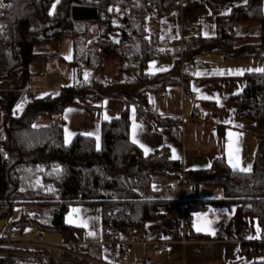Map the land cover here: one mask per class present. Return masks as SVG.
Returning <instances> with one entry per match:
<instances>
[{"label": "trees", "instance_id": "trees-1", "mask_svg": "<svg viewBox=\"0 0 264 264\" xmlns=\"http://www.w3.org/2000/svg\"><path fill=\"white\" fill-rule=\"evenodd\" d=\"M55 1L14 0L6 13L10 30L0 39V219L10 218L21 205L17 221L21 229L35 226L41 231L65 232L73 229L65 219L72 205L96 204L102 208L106 239L115 234L131 239L147 222L165 218L172 209H184L191 217L211 202L225 201L238 203L239 215L256 217L264 233L263 148L251 172L234 171L219 158L208 170L185 173L168 149L146 154L132 141L129 107L121 116L103 122L100 142L81 133L70 143L65 140L62 113L67 106L93 108L99 106L96 101L101 97H122L128 105L137 104L142 117L141 107L148 103L140 96L164 91L176 82L167 72H147L149 62L160 55L158 32H150L147 22L149 16L160 19L186 0H60L51 10ZM117 5L126 11L121 24L114 22L110 9ZM242 22L258 24L257 37L240 32L238 24ZM94 24L100 28L97 37ZM217 26L215 37L193 36L186 51L217 50L239 57L258 56L264 61V0H246V4L233 7L229 15L217 18ZM64 38L74 40V58L69 64L80 77L84 72L89 77L34 100L16 116L14 111L26 95L23 90L33 78L31 63L39 57L35 46ZM109 54L119 57V82H103ZM244 78V90L232 95L230 102L239 119L253 120L264 128V71L246 72ZM41 116L55 121L39 126L36 122ZM163 179L173 182L166 196L154 188V183ZM188 181L192 191L184 206L183 184ZM201 184L220 187L224 197L201 199L197 195ZM244 246L257 256L252 264H264V241ZM0 251L5 253L0 264H91L71 255H26L51 253L41 248L12 246L0 247Z\"/></svg>", "mask_w": 264, "mask_h": 264}, {"label": "crops", "instance_id": "crops-1", "mask_svg": "<svg viewBox=\"0 0 264 264\" xmlns=\"http://www.w3.org/2000/svg\"><path fill=\"white\" fill-rule=\"evenodd\" d=\"M244 4L246 0H186L160 19L152 16L150 29L158 32L160 55L149 62L147 72L151 75L167 72L176 80L164 91H150L140 96L160 111V121L155 122L147 115L146 107H141L144 116L140 117V107L135 103L128 105L125 98L101 97L96 101L97 107L69 105L63 110L66 142L70 143L78 133L95 137L100 142L103 122L121 116L129 107L131 139L146 154L168 149L170 157L182 163L185 173L208 170L219 158H224L234 171L239 170L233 168L230 161L238 162L242 168L251 166L248 172L253 171L257 153L260 148L264 149V128L253 120L239 119L230 97L244 90L246 72L264 69L263 59L258 56L239 57L232 52L217 50L186 51L193 36L215 37L217 18L229 15L233 7ZM250 24L253 23L242 22L238 28L243 34L257 37ZM255 28L260 31V26ZM93 33L96 37L100 34L97 24L93 25ZM66 41V50L64 41H60L59 47L52 49L46 59L47 66L60 71L57 73L59 80L54 79L50 83L49 77L47 87L38 83L31 85L37 88V99L58 93L62 87L78 85L89 77L88 72L80 77L76 68L69 64L74 58V40L69 38ZM119 67L120 60L116 54L105 57L104 74L115 82H119L121 77L118 75ZM188 67L192 69L190 73L185 72ZM197 108L201 110L195 114ZM53 121L41 116L36 124L44 126ZM161 183L163 188L160 191L166 196L173 182L163 179ZM191 191V182L184 183V206ZM201 192L199 187L197 195L201 199L224 197ZM238 206L235 202H211L207 208L192 212L191 220H188L184 209H172L165 218L146 223L137 234L143 242L127 249L126 261L105 237L100 205H72L65 219L73 229L55 232L58 237L48 241L69 248L82 245L88 257L116 264H252L257 256L244 245L263 240L264 233L256 217L237 213ZM29 231L28 235L23 231L14 235L33 238L40 230L34 226ZM161 246L167 250L157 254L155 251Z\"/></svg>", "mask_w": 264, "mask_h": 264}, {"label": "built area", "instance_id": "built-area-1", "mask_svg": "<svg viewBox=\"0 0 264 264\" xmlns=\"http://www.w3.org/2000/svg\"><path fill=\"white\" fill-rule=\"evenodd\" d=\"M14 0H0V39H3L7 32L10 30V26L5 21L6 13L9 10V8L12 6ZM191 68L188 67L185 72L190 73ZM104 83H112L114 80L110 77L105 76L103 78ZM26 95L24 100L18 103L14 113L16 116H20L28 107L29 103L33 102L37 99L36 91L37 88L30 86L26 90H23ZM92 91L96 94H100L99 90L96 88H93ZM201 110V108L196 109V113H198ZM145 112L147 115H149L155 122H159L161 118V113L159 110H157L152 104H148V106L145 108ZM185 204V201H184ZM36 218H39V215H36ZM192 217H188V220H191ZM14 229L12 227H9L5 236L0 238V247L5 246H22V247H30V248H41L46 249L48 251H51V253H32V254H26L30 257H43V258H64L66 255H71L72 257H76L80 260H85L88 263L91 264H116L111 262H105L101 260H96L91 257H88L82 249V245L76 244L72 248L67 247L64 244L60 243H54L51 241H48L44 238L43 232L40 230L38 235L36 237H17L14 235ZM107 241L110 244H113L115 247L116 252L120 253L121 259L123 261H126L128 259L127 256V249L130 248L133 244L142 243L143 241L138 237L135 236L131 239H124L120 238L119 234H115L111 236ZM261 241H264L261 240ZM167 250V247L161 246L156 249L157 254H162ZM4 252L0 251V254Z\"/></svg>", "mask_w": 264, "mask_h": 264}, {"label": "rangeland", "instance_id": "rangeland-1", "mask_svg": "<svg viewBox=\"0 0 264 264\" xmlns=\"http://www.w3.org/2000/svg\"><path fill=\"white\" fill-rule=\"evenodd\" d=\"M60 0H56L53 5L51 6V10H55L57 8V3ZM110 9L114 12V22L116 24H121L123 17L125 16V9L123 7H121L120 5L117 6H111ZM153 15L149 16L148 18V22H147V26H148V30L150 32H152V30L150 29V18ZM253 30V32H256L257 34H259V25L256 23H253L252 25L250 24V26ZM255 27L258 28V30L256 31ZM67 39L69 38H64L60 41H64L63 45H64V49L66 50L68 48V43H67ZM60 41H52V42H47V43H41L35 46V52L39 55L38 58H36L32 63H31V71L33 73V78L31 79V83L30 86L32 84L38 83L41 86L47 87L48 85V79L50 77V83H52V80L57 79L59 80V73L60 71L55 69L56 67H51V65L47 66V56L49 55V53H51L52 49L59 47V44H61ZM68 64H66V66L64 65V68L67 67ZM106 76V75H105ZM122 78L120 77L119 81ZM63 84V83H62ZM0 120H1V114H0ZM203 192H201V194L203 195H211V196H216L218 194H222V196H224L222 190L220 189V187L218 186H210V185H206V184H201V186H199ZM154 188L161 190L163 188V184L160 182H156L154 183ZM206 192V193H205ZM22 210L23 207L21 205H17L15 207V210L13 212V215L10 218H3L0 219V237L2 235H4L7 231V229L9 227H12L14 229V232L16 234H21L22 230L25 234H29V230L30 229H34V226H26V228L21 229L20 226L17 225V221L21 218V214H22ZM44 234V238L47 240H50L51 238H56L58 236L57 233L55 232H48V231H42ZM55 233V234H54ZM27 234V235H28ZM52 234L54 236H52ZM5 247H10V246H5ZM1 255H5V253L0 254Z\"/></svg>", "mask_w": 264, "mask_h": 264}, {"label": "snow or ice", "instance_id": "snow-or-ice-1", "mask_svg": "<svg viewBox=\"0 0 264 264\" xmlns=\"http://www.w3.org/2000/svg\"><path fill=\"white\" fill-rule=\"evenodd\" d=\"M259 71H264V69H261V70H259ZM134 142H135V141H134ZM145 151L147 152V149H146ZM230 163L232 164L233 168H236V169H238L239 171H242V172H248V171L251 170V166H248V167H246V168H242V167H239L238 162L233 163L232 161H230ZM198 230H200V229H198Z\"/></svg>", "mask_w": 264, "mask_h": 264}]
</instances>
